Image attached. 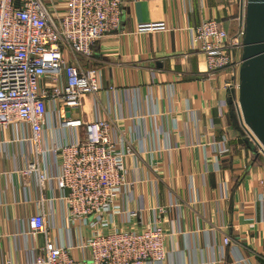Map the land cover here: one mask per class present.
<instances>
[{
	"label": "crops",
	"instance_id": "crops-1",
	"mask_svg": "<svg viewBox=\"0 0 264 264\" xmlns=\"http://www.w3.org/2000/svg\"><path fill=\"white\" fill-rule=\"evenodd\" d=\"M45 2L65 7L64 0ZM205 19L236 36L245 26L243 0H124L121 29L96 42L90 58H78L82 69L97 71L102 90L64 114L106 120L126 150V184L107 215L110 228H144L158 218L163 264H264V153L235 105L243 50L234 51L233 67L210 73L193 40ZM157 23L167 31H138ZM84 134L62 127L50 109L40 138L48 152L38 157L29 125L0 129V264H35L46 236H28V221L40 213L49 238L73 246L82 261L78 243L94 230L72 222L51 149ZM37 158L44 184L26 173ZM135 210L140 218L129 222L125 214Z\"/></svg>",
	"mask_w": 264,
	"mask_h": 264
},
{
	"label": "built area",
	"instance_id": "built-area-1",
	"mask_svg": "<svg viewBox=\"0 0 264 264\" xmlns=\"http://www.w3.org/2000/svg\"><path fill=\"white\" fill-rule=\"evenodd\" d=\"M65 7H48L45 0H0V129L24 123L31 128L36 155L50 109L59 113L64 128L84 129V138L51 149L60 165L58 188L72 222L94 231L81 238L82 261L73 246H57L50 238L43 213L28 221L27 235L46 236L35 264H163L167 258L165 233L158 218L144 228H110L107 215L125 183L126 150L112 139V126L103 119L84 123L67 119L65 109L79 108L85 95L102 90L96 70L82 69L79 57L90 58L92 47L106 35L121 29L124 0H64ZM164 23L140 25L139 32L167 31ZM244 31L236 36L214 19H205L195 29L193 40L204 54L207 70L218 72L236 64L234 51L243 49ZM240 111L239 102H235ZM254 144L264 147L245 124ZM221 153L227 149L222 148ZM27 174L35 173L40 184L48 180L37 158ZM142 211H129V222ZM163 213V210H160ZM229 237L223 245H230Z\"/></svg>",
	"mask_w": 264,
	"mask_h": 264
},
{
	"label": "water",
	"instance_id": "water-1",
	"mask_svg": "<svg viewBox=\"0 0 264 264\" xmlns=\"http://www.w3.org/2000/svg\"><path fill=\"white\" fill-rule=\"evenodd\" d=\"M243 6L245 26L238 102L245 124L264 147V0H243Z\"/></svg>",
	"mask_w": 264,
	"mask_h": 264
},
{
	"label": "rangeland",
	"instance_id": "rangeland-1",
	"mask_svg": "<svg viewBox=\"0 0 264 264\" xmlns=\"http://www.w3.org/2000/svg\"><path fill=\"white\" fill-rule=\"evenodd\" d=\"M253 133V132H252Z\"/></svg>",
	"mask_w": 264,
	"mask_h": 264
}]
</instances>
